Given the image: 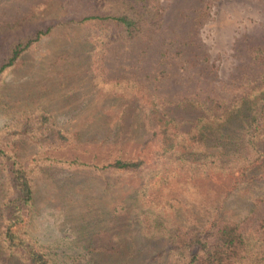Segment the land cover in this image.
Listing matches in <instances>:
<instances>
[{
	"label": "rangeland",
	"instance_id": "obj_1",
	"mask_svg": "<svg viewBox=\"0 0 264 264\" xmlns=\"http://www.w3.org/2000/svg\"><path fill=\"white\" fill-rule=\"evenodd\" d=\"M125 2L143 16L133 38L108 43L106 24L78 22ZM46 28L0 72V142L35 168L27 236L49 264H168V233L215 209L264 234V179L174 178L145 202L142 175L101 168L118 156L153 164L149 98L188 128L207 107L188 99L230 102L263 79L264 0H0V65ZM9 180L0 161V198ZM0 264L29 262L0 243Z\"/></svg>",
	"mask_w": 264,
	"mask_h": 264
},
{
	"label": "trees",
	"instance_id": "obj_2",
	"mask_svg": "<svg viewBox=\"0 0 264 264\" xmlns=\"http://www.w3.org/2000/svg\"><path fill=\"white\" fill-rule=\"evenodd\" d=\"M85 21L106 24L111 31L110 43L135 37L143 16L125 2L119 13H95L78 18V22ZM48 29L38 30L16 44L8 60L0 65V72L13 66L20 54ZM149 99L144 108L146 118L140 120V124L158 140L153 164L149 165L142 157L118 156L103 160L101 166L142 175L141 200L153 201L154 195L161 191L158 184L174 178L192 181L218 171L224 175L237 171L234 177L237 187L264 179L263 174L257 173L264 165V77L230 102L188 99L196 107L207 105L188 128H183L181 121L170 115L159 100ZM225 137L230 140L223 141ZM0 161L10 179L6 193L0 198V243L10 250L22 251L29 264H49L45 254L36 249L27 236L35 168L10 155L1 142ZM262 202L264 205V194ZM144 221V231H153L154 217L148 215ZM168 235L171 257L168 264H264V234L247 233L240 221L216 209Z\"/></svg>",
	"mask_w": 264,
	"mask_h": 264
}]
</instances>
